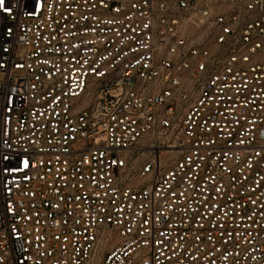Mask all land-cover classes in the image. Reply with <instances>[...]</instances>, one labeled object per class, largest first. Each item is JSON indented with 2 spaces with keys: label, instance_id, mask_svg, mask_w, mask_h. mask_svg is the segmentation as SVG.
I'll list each match as a JSON object with an SVG mask.
<instances>
[{
  "label": "built area",
  "instance_id": "1",
  "mask_svg": "<svg viewBox=\"0 0 264 264\" xmlns=\"http://www.w3.org/2000/svg\"><path fill=\"white\" fill-rule=\"evenodd\" d=\"M0 264H264V0H3Z\"/></svg>",
  "mask_w": 264,
  "mask_h": 264
},
{
  "label": "snow or ice",
  "instance_id": "2",
  "mask_svg": "<svg viewBox=\"0 0 264 264\" xmlns=\"http://www.w3.org/2000/svg\"><path fill=\"white\" fill-rule=\"evenodd\" d=\"M3 3V0H0V4H2Z\"/></svg>",
  "mask_w": 264,
  "mask_h": 264
}]
</instances>
